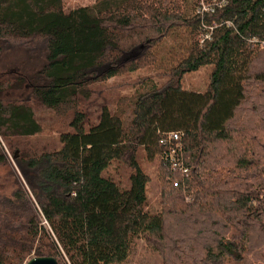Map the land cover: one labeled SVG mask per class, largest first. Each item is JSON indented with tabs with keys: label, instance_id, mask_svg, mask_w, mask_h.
I'll list each match as a JSON object with an SVG mask.
<instances>
[{
	"label": "trees",
	"instance_id": "1",
	"mask_svg": "<svg viewBox=\"0 0 264 264\" xmlns=\"http://www.w3.org/2000/svg\"><path fill=\"white\" fill-rule=\"evenodd\" d=\"M63 1L0 0V55L29 67L0 81V167L4 144L23 178L0 192V264H264V0ZM143 69L158 78L87 125L89 86ZM30 101L73 113L59 149L24 144L42 132Z\"/></svg>",
	"mask_w": 264,
	"mask_h": 264
},
{
	"label": "rangeland",
	"instance_id": "2",
	"mask_svg": "<svg viewBox=\"0 0 264 264\" xmlns=\"http://www.w3.org/2000/svg\"><path fill=\"white\" fill-rule=\"evenodd\" d=\"M98 0H64L65 11H70L80 6H92ZM184 4V1L181 0ZM205 3L206 0H203ZM207 6V5H205ZM207 8H209L207 6ZM170 41L168 42V44ZM264 44V43H263ZM16 47V46H15ZM12 48L9 52H3L0 55V81L8 80L12 83V80L22 75L23 71L29 70V67L23 66L25 61V53L20 48ZM209 68H202L200 71L192 74H188L184 78V84L187 89L203 91L206 88L208 82ZM156 70L143 69L137 72L128 73L123 76L111 78L105 82L92 84L89 88L92 89L89 100L84 105V109L88 112L89 121L87 125H91L98 121L103 105L107 106L115 111L117 109L118 101H121L124 97H131L136 95L138 90L139 80L144 77H156ZM5 85L7 82H3ZM31 94V88L24 84L22 88H7L2 93L3 100H15L22 101ZM33 105L39 122L42 125V132L26 138L23 142L26 147H34L38 149L44 148V151L57 150L61 147L60 135L64 131H70V121L72 120L73 113L67 111L64 113H57L51 109L30 101ZM16 142H18L16 140ZM10 157V163L8 167H0V192H10L14 188V179L18 178L23 183L22 174L14 163L12 152L2 144ZM40 147V148H38ZM144 154V153H143ZM141 155V165L147 166V162ZM130 168L122 162H114L110 167L108 174L113 176L119 181L123 187L129 186Z\"/></svg>",
	"mask_w": 264,
	"mask_h": 264
},
{
	"label": "water",
	"instance_id": "3",
	"mask_svg": "<svg viewBox=\"0 0 264 264\" xmlns=\"http://www.w3.org/2000/svg\"><path fill=\"white\" fill-rule=\"evenodd\" d=\"M27 264H59L54 257H33Z\"/></svg>",
	"mask_w": 264,
	"mask_h": 264
},
{
	"label": "built area",
	"instance_id": "4",
	"mask_svg": "<svg viewBox=\"0 0 264 264\" xmlns=\"http://www.w3.org/2000/svg\"><path fill=\"white\" fill-rule=\"evenodd\" d=\"M223 4V3H222ZM221 4V5H222ZM205 6V5H204ZM205 9H207V7H205ZM180 134L179 133H170L168 136H167V139H168V141L169 142H171V141H177V140H179V138H180ZM167 139H165L164 140V143H166L167 142Z\"/></svg>",
	"mask_w": 264,
	"mask_h": 264
}]
</instances>
